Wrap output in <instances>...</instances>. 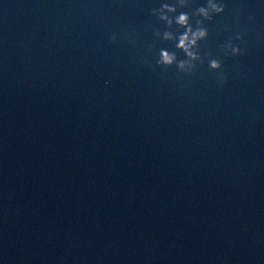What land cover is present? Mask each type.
Listing matches in <instances>:
<instances>
[{
	"label": "water",
	"instance_id": "obj_1",
	"mask_svg": "<svg viewBox=\"0 0 264 264\" xmlns=\"http://www.w3.org/2000/svg\"><path fill=\"white\" fill-rule=\"evenodd\" d=\"M223 2L185 75L178 0H0V264H264V0Z\"/></svg>",
	"mask_w": 264,
	"mask_h": 264
},
{
	"label": "clouds",
	"instance_id": "obj_2",
	"mask_svg": "<svg viewBox=\"0 0 264 264\" xmlns=\"http://www.w3.org/2000/svg\"><path fill=\"white\" fill-rule=\"evenodd\" d=\"M188 0H178L177 4L163 3L160 7L154 8L153 14L165 22L163 32L156 31L157 37H162L163 40L175 41V47L182 50L185 58H178L177 53L170 51L167 48H160L158 58L155 63L165 69L175 65L178 72L185 75H194L197 71V61L203 63L204 58L200 54V41L206 40L208 37V28L204 25V21H211L215 15H219L225 11L223 0H207L205 5L199 6L191 15L188 12L177 13L178 7H189ZM172 14V15H170ZM192 16L201 17L197 19L195 26L191 23ZM177 26V31H172V26ZM183 29V31H179ZM245 33L238 32L235 35V41L244 42ZM117 36L113 34L111 40L116 42ZM221 47L224 50L225 56L243 55L246 51L239 43H234L232 39L224 42ZM211 57V53H207ZM208 66L211 70L217 72V80L224 84L227 81L226 74L222 71V62L218 58H210Z\"/></svg>",
	"mask_w": 264,
	"mask_h": 264
}]
</instances>
